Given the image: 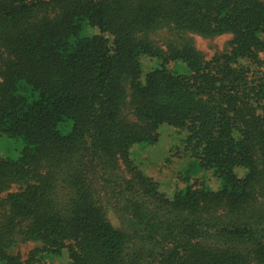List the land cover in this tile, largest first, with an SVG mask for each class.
Listing matches in <instances>:
<instances>
[{"label":"trees","instance_id":"1","mask_svg":"<svg viewBox=\"0 0 264 264\" xmlns=\"http://www.w3.org/2000/svg\"><path fill=\"white\" fill-rule=\"evenodd\" d=\"M163 125L171 195L131 157ZM0 137V264H264V0H0Z\"/></svg>","mask_w":264,"mask_h":264},{"label":"rangeland","instance_id":"2","mask_svg":"<svg viewBox=\"0 0 264 264\" xmlns=\"http://www.w3.org/2000/svg\"><path fill=\"white\" fill-rule=\"evenodd\" d=\"M188 36L193 40L195 48L206 60L214 55L228 51L230 49L229 42L232 38L230 33L213 37L189 33ZM166 37L169 36L164 31L159 32L155 36L160 43ZM182 136L183 134L180 136V133L175 128L163 125L159 130V140L155 145L136 146L131 150V157L134 163L147 176L155 178L159 182L161 190L167 195H171L178 186L184 184L179 177L181 174L184 175L190 166L193 169L195 168L191 162V157L188 155L189 153L184 152L182 148L180 141ZM19 150L20 144L18 141L0 137V155L16 157ZM210 176L209 172H203L194 175L193 178L201 177V179H197V182L207 181L205 184L209 185L208 177ZM108 217L115 226H119L112 212L108 214ZM37 246L38 243L29 241L20 244L16 251L24 258L29 250ZM54 264H67V258L63 256L60 259H55Z\"/></svg>","mask_w":264,"mask_h":264}]
</instances>
